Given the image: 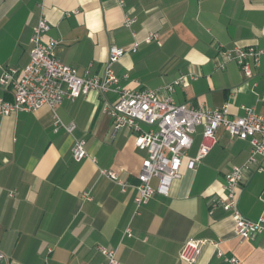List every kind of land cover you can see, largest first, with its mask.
<instances>
[{
    "label": "crops",
    "instance_id": "0c3cea01",
    "mask_svg": "<svg viewBox=\"0 0 264 264\" xmlns=\"http://www.w3.org/2000/svg\"><path fill=\"white\" fill-rule=\"evenodd\" d=\"M125 16L134 22L125 26ZM40 18L50 24L44 39L57 42L55 56L81 76L98 74L109 48L122 47L128 51L112 64L120 87L156 90L186 75L171 94L175 103L264 116V54L250 77L218 54L220 45L264 49V0H0V76L29 62ZM11 97L0 87V98ZM116 98L91 91L54 110L0 115V264H101L98 246L113 248L119 264H188L178 255L190 239L206 240L193 264H232L224 257L264 264V233L241 241L230 214L210 202L232 167L247 160L250 141L220 127L207 154L188 167L203 141L197 126L169 194L136 208L135 189L122 191L100 172L134 185L146 156L132 130H113L104 104ZM55 118L74 129H55ZM77 139L87 152L80 161L71 153ZM236 194L243 216L264 218V170H246Z\"/></svg>",
    "mask_w": 264,
    "mask_h": 264
},
{
    "label": "built area",
    "instance_id": "2783aa9c",
    "mask_svg": "<svg viewBox=\"0 0 264 264\" xmlns=\"http://www.w3.org/2000/svg\"><path fill=\"white\" fill-rule=\"evenodd\" d=\"M134 17L125 16L124 25L129 26ZM50 24L45 18H40L33 27L30 41L32 49L29 62L21 68L7 67L0 76V87L11 92V100L0 98V115H10L18 111H36L44 106L54 110L64 99L73 100L80 95L96 91L103 95L107 91L117 93V98L111 103H105L104 108L113 118L114 131L127 128L134 132V145L145 151L137 183L132 185L122 179L115 171L102 169L101 174L107 176L121 186L122 191L133 187L135 189L136 208L146 204L153 194L167 196L174 180L181 177V167L185 151L192 145V136L197 126L202 127L203 141L195 158L187 161L188 167H193L210 150L218 128L222 127L231 137L248 139L251 149L247 160L241 166H233L222 184V192L211 198L212 206H220L233 218V234L241 241L264 233V218L249 219L240 212L237 202L236 187L243 179V174L252 165L257 170H264V116L252 108H245L243 116L231 117L226 106L221 108H195L186 103H175L171 96L176 85L186 80L182 75L173 82L156 90H132L118 85L119 78L112 69L128 50L122 47L109 48L107 59L98 74L81 76L72 66L62 62L54 54L57 42L54 39H44ZM156 35L152 38L156 39ZM151 38V37H150ZM134 43L131 51H134ZM218 54L225 60H234L246 77L252 75V64H258L264 49L248 47L219 46ZM196 78V75H190ZM56 117V116H55ZM55 129L63 127L67 132L74 129V124H65L58 118L54 121ZM73 158L80 161L87 156L85 140L77 139L71 149ZM258 157L262 159L258 163ZM157 181L152 185V180ZM85 198L90 196L84 193ZM125 234L131 236L130 228ZM206 240H187L180 249L179 260L193 264L200 256ZM216 245V244H215ZM104 256L101 264H119L116 251L113 248L98 246ZM219 256L223 253L218 251ZM4 255L0 252V260ZM224 259L232 264L236 258Z\"/></svg>",
    "mask_w": 264,
    "mask_h": 264
}]
</instances>
